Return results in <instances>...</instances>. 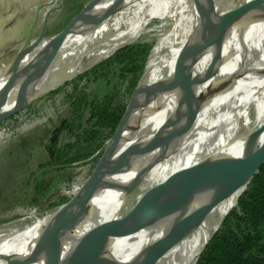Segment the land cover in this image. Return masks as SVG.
<instances>
[{
  "label": "bare ground",
  "instance_id": "bare-ground-1",
  "mask_svg": "<svg viewBox=\"0 0 264 264\" xmlns=\"http://www.w3.org/2000/svg\"><path fill=\"white\" fill-rule=\"evenodd\" d=\"M252 2L101 0L88 12L67 36L50 68L39 81L37 90L47 87L46 77L51 69L54 73L61 69L62 64L68 69L69 64L78 58L96 57L109 52V47L131 33L135 26L159 15L174 21L176 32L156 48L141 80V89H153L157 93L151 96L147 93V97L139 101L138 111L133 115L134 123L123 134L117 152L126 153L115 162L105 189L98 191L90 201V213L85 221L75 227L68 211L58 215L36 216L22 227L0 230V250L25 253L22 264L71 262L79 242L91 228L126 219L128 198L139 185H148L154 179L155 189L150 202L157 198L159 201L150 214H158L172 203L183 171L209 159L242 157L253 148L255 134L264 127H260L264 113V81L256 84L251 81L243 83V80L264 72V13L244 15L226 29L212 31L206 38L207 46L219 35L218 45L207 47L191 63H184V50L193 42L197 31L218 23L229 12ZM187 32L189 34L185 35ZM24 48V44L20 45L17 53L0 61V96L10 84L14 85L6 105L7 111L14 107L22 88L28 96L34 89L26 83L25 68L35 64L42 71L45 66L43 54L50 53L54 45L46 40L41 45L34 41L31 54L26 58L22 57ZM219 52L221 55L217 59ZM190 65L192 79L199 81L193 91L201 97L189 107L172 108L171 101L178 90L170 88L183 67ZM210 73L214 74V78L205 80ZM233 85L235 87L229 95L214 94L216 86ZM250 123L251 128L243 133V128ZM263 144L264 133L256 147ZM160 159L171 162L173 167L163 169L155 166ZM170 178H174L173 185H169L171 188L167 192L162 191ZM123 185L127 186L126 189L120 190ZM215 189L209 187L204 193L198 194L188 212L207 204ZM101 202L109 205L104 212L99 211ZM211 213L192 231L200 230L207 236ZM157 214L142 223L147 225L157 221ZM174 218L169 217L129 237L124 234L133 228L132 225H112L120 235L105 240L101 260L106 264L131 262L167 234ZM60 226L63 228L56 233L55 247L53 235ZM102 228L106 234L112 227L104 225ZM207 244L199 251L195 263Z\"/></svg>",
  "mask_w": 264,
  "mask_h": 264
},
{
  "label": "rangeland",
  "instance_id": "rangeland-1",
  "mask_svg": "<svg viewBox=\"0 0 264 264\" xmlns=\"http://www.w3.org/2000/svg\"><path fill=\"white\" fill-rule=\"evenodd\" d=\"M52 1L0 0V61L17 53L18 47L28 38L38 9ZM92 1L65 0L61 9L51 13L45 30V40L49 42L54 40ZM252 1L254 0H240V2ZM62 2L63 0H55L53 4L40 10L38 24L34 31L35 39L43 30L48 12L61 6ZM158 16L154 15L135 26L131 33L124 35L115 45L109 47L111 48L109 52L96 57L78 58L69 64V70L66 69L65 64H62L61 69L54 73L51 69L46 77L45 94L24 111L0 123V230L22 227L36 216L53 215L66 205H59L63 198L69 199L70 202L82 193L103 153L96 160L84 162L81 166H46L53 159L55 149L67 140L66 136L62 137L61 134L64 124L72 117L67 98L73 89L72 83L77 81L83 73L108 59L121 47L139 41L152 45L151 55L146 65L148 67L156 48L163 45L176 32L174 21ZM51 75L53 76L49 81ZM125 89L126 87L122 85L120 98L128 100L129 105L132 96H127ZM108 90L109 87L106 85H92L89 92L93 97H102ZM251 125L250 123L243 128V133L247 132ZM263 126L264 113L260 127ZM57 131L58 139L55 145L51 146L50 140ZM155 166L163 169L173 167L171 162H164L161 159ZM42 180L51 183L49 190L43 195L35 190L36 185ZM153 183L154 179L150 180L148 185L141 184L134 189L128 198L126 219L139 204L150 202L151 194L155 189ZM243 190L244 187L212 210L208 219L207 236L200 230L188 233L183 241L164 254L156 264H195L199 251L209 241L230 209L235 206ZM25 258V253L0 250V264H22Z\"/></svg>",
  "mask_w": 264,
  "mask_h": 264
},
{
  "label": "water",
  "instance_id": "water-1",
  "mask_svg": "<svg viewBox=\"0 0 264 264\" xmlns=\"http://www.w3.org/2000/svg\"><path fill=\"white\" fill-rule=\"evenodd\" d=\"M101 0H93L89 3L83 11H81L68 25L61 31L51 43L54 48L50 53H44L43 58L45 62L44 69H40L35 65H28L24 70V75L26 78V83L28 86H33L32 92L28 94L25 92L24 88L18 93L15 105L11 110H6V105L10 96V92L13 84H10L0 96V123L6 121L12 116L27 109L34 102L39 100L44 94L46 88L38 89V83L46 74L50 68L52 61L56 54L61 49L63 43L65 42L67 36L71 33L74 27L85 18L88 12H90ZM52 2L41 6L38 9L35 20L30 28L28 38L24 42L25 48L22 53V57L26 58L31 54L32 43L36 41L41 45L45 41V30L48 25L49 17L54 11L61 9L65 3L63 0L61 6L51 9L44 21L43 30L38 38H34V31L38 24L40 10L53 4ZM264 13V0H255L237 10H233L222 17V19L215 24L207 25L204 29L197 31L193 42L184 50V63H191L200 54H202L207 47L218 45L221 36H216L207 46V36L212 31L224 30L233 24L236 20L244 15H253ZM219 34V33H218ZM221 52L218 53L217 59L220 58ZM190 66L183 67V70L173 82L171 90H178V93L172 98L171 104L174 107H189L194 104L198 99H200L199 94H195L193 87L199 83L197 80H193L190 73ZM214 78V74H209L205 80ZM213 81V80H212ZM242 81V80H241ZM254 82L260 83L264 81V72L255 77H248L244 82ZM213 85V84H212ZM235 87L234 85L229 87L216 86L214 88V94L218 96L229 95L230 91ZM164 89V88H162ZM168 90V88H165ZM147 93L151 96L153 93H157L155 90L141 89V83L137 86L135 92L132 95L131 101L126 109L125 115L118 126L115 134L107 142L102 158L99 160L95 171L93 172L91 178L88 180L83 192L75 198V200L70 201L65 206L61 207L53 215L61 214L65 211L70 213V218L74 226H79L85 221L89 216L90 207L89 203L95 194L101 189H105V183L113 171L115 162L123 155V153L118 152L119 145L122 142V136L129 130V126L134 123L133 115L138 111V103L142 98L147 97ZM213 94V95H214ZM247 95V94H246ZM149 105V104H148ZM147 108V107H145ZM144 109V108H143ZM264 133V127L258 130L255 134L252 143L255 142L253 148L242 157H226L205 160L198 165H195L191 169L185 170L180 175L179 187L175 193L174 199L169 207L161 210L157 217L158 220L150 224H144L145 219L152 218L154 215L150 214L151 209H155L158 206L159 199H155L153 202H143L134 209L132 214H130L128 219L121 220L119 222H111L104 224L106 227L111 228L110 231L103 233V226H97L93 230L89 231L83 236L78 244L75 257L71 262L64 264H106L101 260V255L103 251V244L105 240L111 237H117L120 234L113 228L112 225L127 226L132 225L129 231L124 234L125 237L132 236L138 233L140 230L150 227L158 222H161L169 217L175 216L172 220L169 230L165 236L155 241L153 244L148 246L142 255L138 256L134 260L126 264H156L170 249L183 241L188 233L196 228L199 224L204 222L212 210L218 206L227 197L238 191L239 189L248 186L253 178L258 174L260 169L264 166V144L260 147H256L258 139ZM58 139V131L54 133V136L50 140V145H55ZM174 178H170L163 187L162 191H168L173 185ZM126 185L121 186L120 190H125ZM209 187H215V192L211 195L209 202L192 212H188V209L198 194H202ZM109 208V205L105 202H101L99 211L104 212ZM180 213V214H179ZM176 215H180L177 216ZM59 227L57 232H54V245L57 246L56 233H59ZM208 245V244H207ZM207 247V246H206ZM206 249V248H205ZM204 249V250H205ZM204 252V251H203ZM202 252V253H203ZM202 255V254H201ZM56 263V262H55ZM54 263V264H55ZM58 264V262L56 263ZM118 264V263H116Z\"/></svg>",
  "mask_w": 264,
  "mask_h": 264
},
{
  "label": "trees",
  "instance_id": "trees-1",
  "mask_svg": "<svg viewBox=\"0 0 264 264\" xmlns=\"http://www.w3.org/2000/svg\"><path fill=\"white\" fill-rule=\"evenodd\" d=\"M151 51L152 45L141 41L121 47L72 83L67 96L72 117L61 134L67 140L55 149L46 166H81L104 153L128 107V100L120 98L121 86L126 87L127 96L133 95ZM92 85H106L109 90L102 97H93L89 92ZM50 186L42 180L35 190L43 195ZM68 202L63 198L59 205ZM195 264H264V166L244 187Z\"/></svg>",
  "mask_w": 264,
  "mask_h": 264
}]
</instances>
